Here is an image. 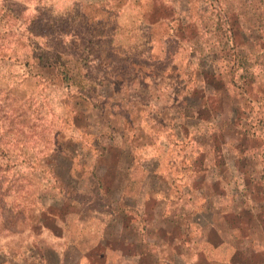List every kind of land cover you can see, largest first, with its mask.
<instances>
[{"label": "rangeland", "instance_id": "1", "mask_svg": "<svg viewBox=\"0 0 264 264\" xmlns=\"http://www.w3.org/2000/svg\"><path fill=\"white\" fill-rule=\"evenodd\" d=\"M113 198L149 264H264V0H0V262L119 242Z\"/></svg>", "mask_w": 264, "mask_h": 264}, {"label": "trees", "instance_id": "2", "mask_svg": "<svg viewBox=\"0 0 264 264\" xmlns=\"http://www.w3.org/2000/svg\"><path fill=\"white\" fill-rule=\"evenodd\" d=\"M229 32L234 34V31H232V29H230ZM210 52H212V51H210ZM40 56H39V59H41ZM48 66H51L52 68H54L57 76L61 77L62 80L68 85V87L72 86V87L78 88V87L83 86L82 82H84V80L83 79L78 80L76 78L77 75L74 74V68L70 64H67L64 60H62V58L59 55H57V53L54 56L53 61L51 63H49ZM245 71L248 72L247 68L245 69ZM231 75H232V77H234L235 72L231 71ZM83 88H85V87H83ZM79 89H81V88H79ZM81 96H84V94ZM246 134H248V133H246ZM108 149L111 152L115 151L114 147L111 145L108 148H106V151ZM104 151H105V149H104ZM58 166H59V164L55 163V166L54 167L50 166L48 170H49V172H51L53 174L54 183L56 185L55 187L54 186L53 187L58 190V193L56 196L59 197V200H64L65 201L64 203H66V201L69 200L67 196H70V194L68 192H66L67 188L64 185V178L65 177L64 176L61 177L59 174H57V170L60 169ZM98 190H99V193L101 194V196L111 195L110 197L111 198L113 197L112 191L114 190V188H112V190L110 188H108V189L104 188V185L102 184L101 181L98 182ZM52 199L55 200V196H53ZM55 203L56 202L53 201L52 204L47 205V206L42 204L40 206L41 209L38 212V216H39L38 224L40 226L47 228L50 231L53 230L50 227V224H54V223L59 222V221L62 222V218H65V217H62V213H60L59 210L56 209L57 204H55ZM1 205H4L3 199H0V206ZM107 207H108V209L105 212L107 213V215L111 219V221L113 223H116V225L120 224L121 227L124 226L125 227L124 229L129 230L130 232L126 233L125 234L126 237H124L123 239L121 238L122 240H118L119 242L110 240L108 232H106L105 236H102L96 242V244L94 246L88 248V251H86L85 253H83L81 250H78L76 245H73V244L68 245V248H70L72 246L74 248V250H76L79 253L78 256H76L77 259H76V262L74 264H106L108 258L110 256H112V254L115 253V251L117 250L115 248H117V246H119V245L122 246L123 251L125 250L126 252H130L131 254H132V252H134V254L138 255L139 256V261H138L139 264H149L148 249L144 248V246H136L130 240H129V242H125V240L127 239V236L129 237L130 235H135V236L140 235L138 232L135 231V230H137V228H135V226L132 224L134 222V218H135L134 207L127 205L125 202H120V200L118 198H113V202L111 203V205H108ZM143 215H145V212H143ZM65 224H66V221H65ZM143 229L147 230L145 227ZM165 234H169V233H165ZM138 242L142 243L143 239L139 240ZM145 246L147 247V245H145ZM72 247H71V249H72ZM65 250H68V249H65ZM139 250H141L140 253H138ZM45 252L37 253L36 255L35 254L32 255V257L34 258V264H60V262H61V264H70V263L66 262L67 255H68L66 251L63 253L64 260H62V261L59 260L58 262H54V261L51 262L50 256H48L47 255L48 253H45ZM81 259H84V262L81 263ZM0 264H4V263L0 262Z\"/></svg>", "mask_w": 264, "mask_h": 264}]
</instances>
